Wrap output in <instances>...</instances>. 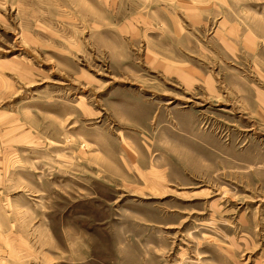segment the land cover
<instances>
[{"label":"rangeland","instance_id":"obj_1","mask_svg":"<svg viewBox=\"0 0 264 264\" xmlns=\"http://www.w3.org/2000/svg\"><path fill=\"white\" fill-rule=\"evenodd\" d=\"M0 264H264V0H0Z\"/></svg>","mask_w":264,"mask_h":264}]
</instances>
